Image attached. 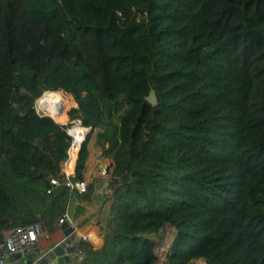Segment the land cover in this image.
<instances>
[{
	"label": "trees",
	"instance_id": "trees-1",
	"mask_svg": "<svg viewBox=\"0 0 264 264\" xmlns=\"http://www.w3.org/2000/svg\"><path fill=\"white\" fill-rule=\"evenodd\" d=\"M262 1L0 0V241L36 220L54 231L70 202L91 222L78 213L93 186L70 190L61 173L68 125L35 107L62 91L89 128L71 179L94 130L113 155L103 243L75 236L76 264H156L165 224V264H264V107L250 108ZM94 90L123 94L118 129Z\"/></svg>",
	"mask_w": 264,
	"mask_h": 264
},
{
	"label": "rangeland",
	"instance_id": "rangeland-1",
	"mask_svg": "<svg viewBox=\"0 0 264 264\" xmlns=\"http://www.w3.org/2000/svg\"><path fill=\"white\" fill-rule=\"evenodd\" d=\"M259 8L263 19L262 33L264 36V1L260 3ZM252 72L254 75L255 83L250 99V108L254 109V108L264 107V40L262 47L258 50L256 54L252 66ZM59 93L62 96L68 98L69 107L61 108V110L59 111V115H61L63 119L58 120V122L70 126L72 124V120L70 119L69 110L70 108L77 106V103L75 102L74 97L71 94L64 93L62 91H59ZM93 96L95 97L102 111L103 119L105 121L107 120L111 121L114 124L115 128L118 129L120 118L128 108V104L125 101L123 94H118V96L115 97L114 99H108V98H102L101 96H99L97 91L94 90ZM35 107L39 111H42L41 109H43V111L45 110V112H47L43 103L39 101V98L35 101ZM88 133L89 130L87 134ZM99 133L100 132L98 130H94L89 135L86 141V146L89 153H92L96 158L93 164L97 165L98 162H101L103 164L102 166H106L107 170L110 171L113 155L112 153L110 154L104 153L103 147L106 145H104L103 141L100 140ZM109 173L110 172L104 175L105 178L104 182L106 184ZM106 194L107 191L103 188L100 194L93 196L94 198L93 202L89 203L88 205H84V210L78 213L79 220L89 219L91 222L88 224H95L99 226V228L100 226L106 225L109 219L107 206L103 208L105 204ZM70 205L74 206V203L70 202L68 205V211H70L72 215L73 213L70 210ZM73 209H75V206L73 207ZM173 234H174V228L169 224H165L162 228H160V230L156 234L152 235V238L154 239L155 242L154 250L158 257L156 264H165V255L167 253L168 246L173 238ZM188 264H206V263L203 259L200 258V259L192 260Z\"/></svg>",
	"mask_w": 264,
	"mask_h": 264
},
{
	"label": "built area",
	"instance_id": "built-area-1",
	"mask_svg": "<svg viewBox=\"0 0 264 264\" xmlns=\"http://www.w3.org/2000/svg\"><path fill=\"white\" fill-rule=\"evenodd\" d=\"M36 110L39 114H46L45 111H43V109H41L42 111H39L38 109ZM71 120H72V124L66 128V132L71 137L70 147H73L76 145L74 137L71 133L73 127L74 126L85 127V126L82 125V122L79 118H75ZM85 128L87 130L83 134V139L81 140V143L85 139L87 132L89 130L88 127ZM61 173L65 176L66 185L69 187L70 190H72L73 188H76L80 192L86 190L87 182L85 180H80V181H77L76 179L72 180L71 178L74 176V174L71 175L67 173L65 170H61ZM101 173L102 174L107 173L106 166L102 167ZM51 183L57 185L59 183V180L57 178H53L51 179ZM65 221H68L69 224L73 227L71 234H73L74 237L78 236L83 240H87L90 243H92L94 246L99 244L101 239L100 233L90 229L81 231L80 227L74 222L68 209L60 216V218L58 219V224L61 225ZM45 231H46L45 224L42 220H36L30 223L17 225L14 228H12L10 231L7 232L4 239L0 241V264H6L7 258L10 255L16 253H19L23 258L33 256V263L37 262L45 255V253L36 254L37 242L39 236L43 234Z\"/></svg>",
	"mask_w": 264,
	"mask_h": 264
},
{
	"label": "crops",
	"instance_id": "crops-1",
	"mask_svg": "<svg viewBox=\"0 0 264 264\" xmlns=\"http://www.w3.org/2000/svg\"><path fill=\"white\" fill-rule=\"evenodd\" d=\"M95 160H96V158L94 157V155L92 153H89V151H88V156H87V159H86V162H85V168L83 170V180H85L87 182V185L89 184V185L93 186V196L100 194L101 190L103 188L106 191H108L107 184L104 182V179H105L104 175L105 174L101 173V169L103 167L102 166L103 164L101 162H98L97 165H94L93 162ZM64 163L65 162H63V164H61V170H65ZM75 163H76V160L74 162V167H73V171L72 172H67L66 170L65 171L67 173L73 175L74 174V170H75ZM109 204H110V201L105 202L103 208L107 206V208L109 209ZM73 207H74L73 205H70V210H71L72 213L74 211ZM101 216H102V214H101ZM78 226L80 227L81 231H85L87 229H90V230H95L98 233H100L99 226H97L95 224H88V225L84 224V225H78ZM100 236H101V233H100ZM64 238H65V236H64L63 232L60 230V225H59L58 228H56L52 232L45 231L43 234H41L39 236V239H38V242H37V252H36V254L46 253L49 249H51L54 245H56L57 243L62 241ZM73 242H75V237H74ZM102 243H103V239H102V236H101L99 244L96 245V246L93 245V247L98 248V247H100L102 245ZM76 254H77V251L75 253H72L69 256V259L65 260L62 264H76V259H75V255ZM20 261H21V259L17 260L16 256L10 255L7 258V263L6 264H19Z\"/></svg>",
	"mask_w": 264,
	"mask_h": 264
},
{
	"label": "water",
	"instance_id": "water-1",
	"mask_svg": "<svg viewBox=\"0 0 264 264\" xmlns=\"http://www.w3.org/2000/svg\"><path fill=\"white\" fill-rule=\"evenodd\" d=\"M146 100L151 104H155L156 96L155 91L153 89L149 91V94L146 96ZM80 147L81 143L78 145L77 153ZM61 164H63V162ZM76 180L80 181V179L78 178ZM60 230L63 232L65 238L56 245H54L51 249H49L45 253V255L37 262L33 263V256L23 258L19 253L13 254V256H16L17 260L21 259L19 264H62L65 260L69 259V256L72 253H75L77 251V245L75 242H73L74 235L71 234L73 227L69 224L68 221L63 222L60 225Z\"/></svg>",
	"mask_w": 264,
	"mask_h": 264
},
{
	"label": "bare ground",
	"instance_id": "bare-ground-1",
	"mask_svg": "<svg viewBox=\"0 0 264 264\" xmlns=\"http://www.w3.org/2000/svg\"><path fill=\"white\" fill-rule=\"evenodd\" d=\"M39 101H41L45 106V109L47 110V112L45 113H48L56 121L63 119L62 116L59 115V111L61 110V108L69 107L68 98L62 96L59 91H45L44 94L39 97ZM86 130L87 129L85 127L81 126H74L72 129L71 133L74 137L76 145L70 147L68 151L69 157L64 163V168L67 172L73 171L74 162L77 158L78 145L81 143L83 134Z\"/></svg>",
	"mask_w": 264,
	"mask_h": 264
}]
</instances>
